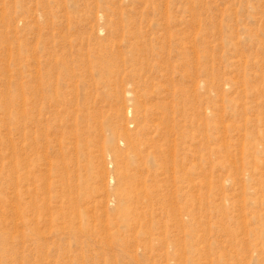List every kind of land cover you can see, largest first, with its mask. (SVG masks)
<instances>
[{"label":"rangeland","instance_id":"374dc122","mask_svg":"<svg viewBox=\"0 0 264 264\" xmlns=\"http://www.w3.org/2000/svg\"><path fill=\"white\" fill-rule=\"evenodd\" d=\"M0 264H264V0H0Z\"/></svg>","mask_w":264,"mask_h":264},{"label":"bare ground","instance_id":"6f19581e","mask_svg":"<svg viewBox=\"0 0 264 264\" xmlns=\"http://www.w3.org/2000/svg\"><path fill=\"white\" fill-rule=\"evenodd\" d=\"M129 139L131 140L132 142V149L133 151L135 152V155L136 157H138L139 155H142V153H144V150H142V145L137 143L136 140H133L131 139V137H129ZM135 163V162H134ZM131 178V175H130V169L129 167H124L123 170L120 172V179H121V182L126 184L127 181H129ZM132 183V182H131ZM130 183V184H131ZM130 184H128L130 186ZM123 185V184H122ZM127 186V187H129ZM123 187V186H122ZM130 189V188H129ZM124 192V191H123ZM120 193V192H119ZM130 194V193H129ZM127 196V195H126ZM130 197V196H129ZM123 198V197H122ZM128 199V198H127ZM122 203V202H121ZM123 204V203H122Z\"/></svg>","mask_w":264,"mask_h":264}]
</instances>
